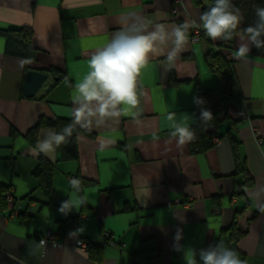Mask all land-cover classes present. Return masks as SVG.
I'll return each instance as SVG.
<instances>
[{
	"label": "crops",
	"instance_id": "1",
	"mask_svg": "<svg viewBox=\"0 0 264 264\" xmlns=\"http://www.w3.org/2000/svg\"><path fill=\"white\" fill-rule=\"evenodd\" d=\"M213 1L234 0H0V28L31 27L39 50L7 55L0 35V183L13 196L0 207V264H137L142 245L153 264H264V58L229 24L197 37ZM222 40L243 103L227 102L215 145L191 153L199 90H211L208 112L220 97L205 52ZM32 68L48 77L27 97ZM39 118L73 122L77 159L61 158L54 126L31 144ZM230 137L253 176L241 194ZM40 155L55 164L49 199ZM234 221L244 233L229 257ZM47 231L55 243L41 242Z\"/></svg>",
	"mask_w": 264,
	"mask_h": 264
},
{
	"label": "trees",
	"instance_id": "2",
	"mask_svg": "<svg viewBox=\"0 0 264 264\" xmlns=\"http://www.w3.org/2000/svg\"><path fill=\"white\" fill-rule=\"evenodd\" d=\"M202 18L205 20L204 26L199 29L197 37L206 38L210 40L213 33L225 24L233 27L238 35L250 36L253 38L252 53L264 58V0H234L229 3L223 1H213L209 6L202 9ZM185 33H190L185 26L182 27ZM193 33V32H192ZM195 35V33H193ZM192 34V35H193ZM0 35L6 39L5 53L10 56H17L23 58L25 61H31L37 57L38 48L32 41L31 27H15V28H0ZM213 46V45H212ZM208 47L205 52V60L209 69L214 72L219 79L220 97L217 101L215 112L207 111V101L211 90H199V105H198V119L191 129V140L189 150L191 153L200 154L212 148L214 138L217 135L213 134L211 127L215 126L221 121L219 116L226 108L229 101L237 102L240 105L243 103V96L234 72V60L230 53V44L226 40ZM231 54V55H230ZM115 64L118 70L121 58L118 53H114ZM50 71L57 69L51 68ZM225 115V114H224ZM43 125L54 126L57 129L61 138V158L63 160L77 159L78 149L76 143L77 128L73 122L65 119H51L39 118L38 122L27 133L31 144L37 143V130ZM15 134V132H12ZM227 135L232 136L231 129L227 131ZM232 139V148L236 162V170L241 173L243 180L238 183L237 194L242 193L243 187H248L253 183V176L246 168L245 162L240 160L238 154V141ZM13 162L10 160L8 164L12 166ZM55 164L40 155L38 163L34 169L33 174L38 178L39 189L43 196L50 198L53 186V173ZM0 207L6 204V197L11 191V187L2 185L0 183ZM5 191L8 193L5 194ZM4 192V193H3ZM28 198L32 199L31 195ZM232 225V232L227 243V256L230 257L234 251L238 239L242 236L244 231L239 227ZM154 250L152 245L141 246L138 251L139 262L142 264H153ZM145 253V254H143ZM141 257V258H140ZM230 262V261H228Z\"/></svg>",
	"mask_w": 264,
	"mask_h": 264
},
{
	"label": "water",
	"instance_id": "3",
	"mask_svg": "<svg viewBox=\"0 0 264 264\" xmlns=\"http://www.w3.org/2000/svg\"><path fill=\"white\" fill-rule=\"evenodd\" d=\"M48 74L40 69H30L26 73L25 83H24V95L27 97H32L41 88L44 81L47 79Z\"/></svg>",
	"mask_w": 264,
	"mask_h": 264
},
{
	"label": "built area",
	"instance_id": "4",
	"mask_svg": "<svg viewBox=\"0 0 264 264\" xmlns=\"http://www.w3.org/2000/svg\"><path fill=\"white\" fill-rule=\"evenodd\" d=\"M195 33H196V35H198L199 31H196ZM259 142H261V139H259ZM6 200L8 202H12L13 201L12 191H10V193H8V195L6 197ZM49 241H52L53 243H55V236L50 231H47L45 233V235L41 237V242L43 244H46ZM76 245L81 247V248H85L86 247V243H85V241L83 239H78L77 242H76ZM137 264H142V263L141 262H137Z\"/></svg>",
	"mask_w": 264,
	"mask_h": 264
}]
</instances>
